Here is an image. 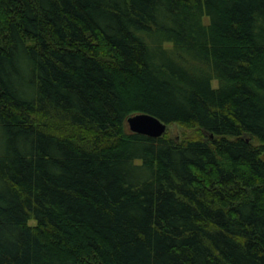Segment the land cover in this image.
<instances>
[{"label": "trees", "instance_id": "1", "mask_svg": "<svg viewBox=\"0 0 264 264\" xmlns=\"http://www.w3.org/2000/svg\"><path fill=\"white\" fill-rule=\"evenodd\" d=\"M0 264H264V0H0Z\"/></svg>", "mask_w": 264, "mask_h": 264}, {"label": "water", "instance_id": "2", "mask_svg": "<svg viewBox=\"0 0 264 264\" xmlns=\"http://www.w3.org/2000/svg\"><path fill=\"white\" fill-rule=\"evenodd\" d=\"M131 132L152 138H160L168 131V125L160 119L145 113L131 116L128 121Z\"/></svg>", "mask_w": 264, "mask_h": 264}, {"label": "rangeland", "instance_id": "3", "mask_svg": "<svg viewBox=\"0 0 264 264\" xmlns=\"http://www.w3.org/2000/svg\"><path fill=\"white\" fill-rule=\"evenodd\" d=\"M129 128V127H128ZM168 132L169 134L174 137V138H184L186 135H190L192 134L193 132L192 131H189V130H186L185 128L179 126V125H171L169 128H168Z\"/></svg>", "mask_w": 264, "mask_h": 264}]
</instances>
